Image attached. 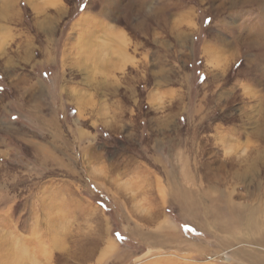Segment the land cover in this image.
I'll return each instance as SVG.
<instances>
[{"label":"rangeland","instance_id":"obj_1","mask_svg":"<svg viewBox=\"0 0 264 264\" xmlns=\"http://www.w3.org/2000/svg\"><path fill=\"white\" fill-rule=\"evenodd\" d=\"M0 264H264V0H0Z\"/></svg>","mask_w":264,"mask_h":264},{"label":"bare ground","instance_id":"obj_2","mask_svg":"<svg viewBox=\"0 0 264 264\" xmlns=\"http://www.w3.org/2000/svg\"><path fill=\"white\" fill-rule=\"evenodd\" d=\"M237 2H238V1H237ZM241 3H242V2H241ZM248 4H249V3H248ZM111 15H112V14H111ZM111 15H110V16H111ZM87 22H88V21H87ZM120 39H121V40H120ZM120 39H118L119 42H117V44H119V48H118V46H117V48L119 49V53H118V54H119V55H118V56H119V58H118L119 60H117V62H118V61H121L122 59L125 60V58H126V50H125V45H126V44H125V43H126L125 40H126V39H124L123 37H121ZM124 44H125V45H124ZM115 48H116V47H115ZM105 51H106V50H105ZM205 51H206V50H205ZM103 52H104V51H103ZM100 54H101V53H100ZM105 57H106V56H105ZM110 58H111V57H110ZM110 62H113V61H110ZM115 63H116V62H115ZM119 63H120V62H119Z\"/></svg>","mask_w":264,"mask_h":264}]
</instances>
